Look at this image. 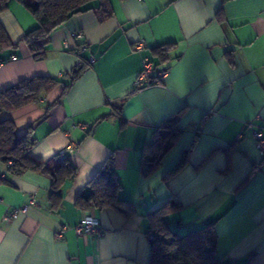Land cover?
<instances>
[{"label":"crops","instance_id":"crops-1","mask_svg":"<svg viewBox=\"0 0 264 264\" xmlns=\"http://www.w3.org/2000/svg\"><path fill=\"white\" fill-rule=\"evenodd\" d=\"M109 6L106 20L90 10L57 27L45 60L36 61L21 42L0 62V91L35 76L69 80L86 65L67 89L58 84L37 102L1 115L15 121L20 135L33 125V160L66 153L77 176L64 183L56 209L49 176L16 174L0 162L6 178L0 181V264H148L154 232L148 214L166 203L179 206L169 216L179 232L217 220L221 264H264V162L254 138L255 129L264 132V0H111ZM0 21L15 43L38 26L16 0ZM76 30L85 36V50L71 37ZM140 41L143 51H137ZM167 43L176 44L173 59L158 65L167 75L159 82L155 70L135 87L143 58ZM173 116L182 133L145 177L144 147ZM185 151L186 166L166 178ZM111 153L120 197L134 202L130 216L76 204ZM90 213L101 237L75 230Z\"/></svg>","mask_w":264,"mask_h":264},{"label":"trees","instance_id":"trees-1","mask_svg":"<svg viewBox=\"0 0 264 264\" xmlns=\"http://www.w3.org/2000/svg\"><path fill=\"white\" fill-rule=\"evenodd\" d=\"M12 0H0V13L5 11ZM23 3L37 19L38 26L25 33L19 42H13L0 21V62L10 49L19 43L28 45L36 61L48 56L52 32L75 15L96 10L101 20L112 16L111 0H16ZM82 42L80 41L79 50ZM176 48L175 43L161 44L151 49L152 59L157 65L169 63ZM176 55L175 58H178ZM86 68L85 61L72 72L70 79L35 76L0 91V162L7 169L21 174L27 170L49 176L52 183V207L58 209L62 203V187L65 182L73 181L77 176V167L69 160V155L61 153L45 162H37L29 156V151L37 140L33 136V125L24 134H18L12 118H2L3 113L20 109L30 103L46 97L56 85L63 84L67 89ZM152 83V82H151ZM182 129L177 127L176 117H170L154 129L153 141L146 144L140 160L141 173L147 177L156 171L165 154L178 140ZM189 151H185L166 178L181 171L187 164ZM59 157L61 160L58 161ZM13 160V164L8 166ZM0 175V181H5ZM122 185L117 173L114 154L111 153L94 177L86 184L76 200L79 208H112L125 216L134 211V202L120 197ZM178 204L166 203L148 214L150 226L155 233L150 238V260L148 264H221L218 257V235L215 230L217 220L206 222L202 227L179 232L169 223V216Z\"/></svg>","mask_w":264,"mask_h":264},{"label":"built area","instance_id":"built-area-1","mask_svg":"<svg viewBox=\"0 0 264 264\" xmlns=\"http://www.w3.org/2000/svg\"><path fill=\"white\" fill-rule=\"evenodd\" d=\"M71 37L75 38L79 41L82 42V45L80 46L81 50L86 49V41H85V36L83 32L76 30L71 33ZM65 48L69 49V43L65 42ZM145 49V45L143 42H139L137 45V51H143ZM91 62H93V58H91ZM156 70V75L159 80V82L167 75L169 72V69L167 68H160L156 62L152 59L151 56L144 57L143 58V66L142 70L139 73L136 82H135V87L140 88L143 83L149 80L151 74L153 71ZM150 82V81H149ZM241 137V136H239ZM254 138H255V145L256 148L262 158V161L264 162V132L259 129L254 130ZM13 164V160H11L8 164V166ZM4 175V174H3ZM75 230L78 235H96L97 237H101L104 234V230L100 225L99 219L95 214H87L83 220L75 226ZM155 233L151 232L150 238H154Z\"/></svg>","mask_w":264,"mask_h":264},{"label":"rangeland","instance_id":"rangeland-1","mask_svg":"<svg viewBox=\"0 0 264 264\" xmlns=\"http://www.w3.org/2000/svg\"><path fill=\"white\" fill-rule=\"evenodd\" d=\"M184 231V230H183ZM184 233V232H183Z\"/></svg>","mask_w":264,"mask_h":264}]
</instances>
